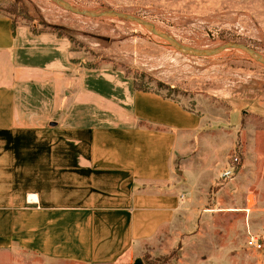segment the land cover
<instances>
[{
  "label": "crops",
  "instance_id": "0c3cea01",
  "mask_svg": "<svg viewBox=\"0 0 264 264\" xmlns=\"http://www.w3.org/2000/svg\"><path fill=\"white\" fill-rule=\"evenodd\" d=\"M72 54L68 37L0 13V256L117 263L159 241L195 201L250 189L227 182L199 197L203 168L181 176L175 163L208 143L204 117Z\"/></svg>",
  "mask_w": 264,
  "mask_h": 264
},
{
  "label": "rangeland",
  "instance_id": "374dc122",
  "mask_svg": "<svg viewBox=\"0 0 264 264\" xmlns=\"http://www.w3.org/2000/svg\"><path fill=\"white\" fill-rule=\"evenodd\" d=\"M67 1L84 10L113 9L144 18L192 47L239 42L264 56V0ZM2 12L34 31L55 27L71 38L80 67L123 71L136 85L168 94L203 116L200 133L208 143L188 154L185 163H175L180 175L185 168L189 175L203 168L199 197L215 195L214 189L227 182L250 187L236 190L230 201H195L197 210L161 232L159 241L147 242L113 264H133L137 257L146 264H264V248L248 244L255 236L264 245L263 63L237 48L213 56L188 54L132 20L77 14L53 0H0ZM215 137L219 142H212ZM224 140L235 141L228 153ZM229 164L236 165V172L224 180L220 173ZM0 264L102 263H47L36 255L11 252L0 256Z\"/></svg>",
  "mask_w": 264,
  "mask_h": 264
},
{
  "label": "water",
  "instance_id": "95a60500",
  "mask_svg": "<svg viewBox=\"0 0 264 264\" xmlns=\"http://www.w3.org/2000/svg\"><path fill=\"white\" fill-rule=\"evenodd\" d=\"M53 1H55L56 3L64 6L68 10L73 11L74 13H77V14L89 15V16H93V17H96V16H115L118 18L132 20L136 23H139V24L147 27L155 35L165 39L166 41H168L170 44H172L177 49H179L185 53H188V54L198 55V56H213V55H216V54L223 52L224 50H227L230 48H237V49H241V50L245 51L253 59L264 64V56H262L259 52L255 51L253 48H251V47H249L243 43L228 42V43H224V44H221L219 46H216L213 48H208V49L192 47V46H189V45H186V44L180 42L179 40H177L172 35L167 34L163 31L159 30L157 28V26L155 25V23L148 21L144 18H140L138 16H135L133 14L122 13L119 11H115L113 9H107V10H104L101 12H95V11H91V10L80 9V8L74 6L73 4H71L67 0H53ZM133 264H146V263L142 257H137Z\"/></svg>",
  "mask_w": 264,
  "mask_h": 264
},
{
  "label": "built area",
  "instance_id": "2783aa9c",
  "mask_svg": "<svg viewBox=\"0 0 264 264\" xmlns=\"http://www.w3.org/2000/svg\"><path fill=\"white\" fill-rule=\"evenodd\" d=\"M236 172V165L235 164H229L221 173V178L222 179H231L232 177H234ZM248 244L256 249H263L264 245L263 243L260 241V239H258L255 236L250 237V239L248 240Z\"/></svg>",
  "mask_w": 264,
  "mask_h": 264
},
{
  "label": "trees",
  "instance_id": "16d2710c",
  "mask_svg": "<svg viewBox=\"0 0 264 264\" xmlns=\"http://www.w3.org/2000/svg\"><path fill=\"white\" fill-rule=\"evenodd\" d=\"M54 31L55 32H57L60 36H63L62 34H60V32L59 31H56V28L54 27ZM71 39V38H70ZM72 40V39H71ZM88 67H93V66H88ZM135 84V88L136 89H140V90H152V89H147V88H145V87H142V86H138V85H136V83H134ZM157 91H159V90H157ZM166 96H168V97H171L170 95H168V94H166Z\"/></svg>",
  "mask_w": 264,
  "mask_h": 264
}]
</instances>
